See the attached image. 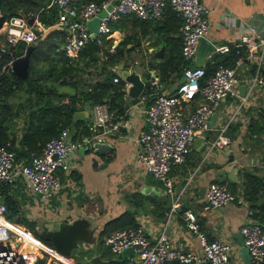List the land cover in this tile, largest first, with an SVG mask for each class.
I'll list each match as a JSON object with an SVG mask.
<instances>
[{
  "label": "crops",
  "instance_id": "obj_1",
  "mask_svg": "<svg viewBox=\"0 0 264 264\" xmlns=\"http://www.w3.org/2000/svg\"><path fill=\"white\" fill-rule=\"evenodd\" d=\"M32 1L36 6V0ZM40 1H45L41 8L51 5V0ZM201 1L212 8L207 16L204 36L213 41L215 46L225 47L224 50L214 48L208 52L202 63L212 62L214 54L221 58L223 53L236 48L243 59L236 68L237 94L218 99L214 110L208 116L209 127L204 130L203 135L195 137L184 160L172 164L168 174L173 179V193L166 192L163 182L145 171L142 163L136 159L138 134L146 125L143 109L151 99L146 97L140 101L136 97L131 100L125 93L123 111L112 115L114 121H111L112 116L108 112L104 128L91 125V106L87 115L73 117L89 120L88 128L93 132L101 131L96 135L106 140L111 147L101 154L93 153L89 145L94 134L90 137L76 136L77 145L67 157L68 169L58 168L61 185L47 198H41L20 182L11 186V192L18 199L25 218L33 222V226L29 228L48 236L56 246L49 245L50 255L42 264H84L93 254H98L107 262L110 256L126 260L134 253L133 249L127 247L115 254L103 243L105 234L100 233L108 219L125 209L134 211L136 222L143 225L148 239L153 240L164 230L172 243L182 241L186 248L197 249L198 237L186 226L182 215L185 208H190L195 213L199 228L206 238H222L233 243L227 264H264V258L257 262L251 259L240 243L239 233L243 222L251 218L256 221L253 211L257 212L259 204L264 203V86L254 84L249 87L254 61L244 58V47L236 45L238 34L247 26H254L257 34L264 36V0ZM21 13L25 14V11ZM121 16H126L119 21L124 25L126 33L135 31L141 35L140 46L135 45L137 51L133 53L136 54L135 57L142 58L141 54L153 49L149 41L156 39V30L141 27L139 19L130 14ZM35 19L39 30L46 31L49 28L39 21L37 13ZM168 27L173 30L171 24ZM170 29L163 27V32H166L163 37L170 36ZM112 30L107 42L113 39L117 44L125 32L121 28ZM173 31L175 32L172 34L180 38L179 26ZM156 43L164 46L160 38L156 39ZM170 43L172 46V40L166 41L165 45L169 46ZM138 67L134 68L142 76L141 68L144 67ZM156 69L149 67L144 71L149 76L151 72L157 74ZM178 74V70L171 71L168 78L159 81L158 89L173 91L182 79V75ZM61 87L60 90H67ZM242 96H245L243 100ZM197 98L199 96L195 95L194 99L183 100L184 110L188 111ZM97 104L102 105L107 112L105 103ZM84 105L77 109H85ZM212 113L215 117L210 119ZM113 122L116 123L115 126L111 125ZM224 123H227L225 131L230 135V142L205 154L207 144L204 145V142H208L218 126ZM72 134L70 129V138ZM87 137L90 139L86 140ZM80 145H84L83 150L78 149ZM245 173L250 174L249 178H246ZM209 180L227 181L238 200L203 208L204 189ZM254 186L258 189L257 199L250 200L246 189L250 190ZM179 191L178 199L175 200ZM181 207L184 209L181 210ZM259 212L264 215V211ZM30 239L35 244L44 245L34 236ZM165 264L207 263H179L173 260Z\"/></svg>",
  "mask_w": 264,
  "mask_h": 264
},
{
  "label": "built area",
  "instance_id": "obj_2",
  "mask_svg": "<svg viewBox=\"0 0 264 264\" xmlns=\"http://www.w3.org/2000/svg\"><path fill=\"white\" fill-rule=\"evenodd\" d=\"M169 1L180 16V52L190 62L183 68L182 79L173 91L159 90L158 75L151 72L149 84L154 86L152 98L144 107L146 125L138 134L136 159L145 171L160 179L165 191L174 192L173 179L168 174L172 164L182 162L190 151L197 135H203L208 126V116L214 110L219 98L237 94L236 68L243 61L241 55L230 64H218L212 74L200 84L204 74L201 64L194 63L195 46L199 36L207 30V16L212 10L201 0H51L56 8L55 24L64 32L62 49L66 56L75 57L89 39L97 44L102 38L109 39L112 29L109 20H116L126 13H134L139 18H159L165 3ZM105 14L99 16L95 30L88 29L86 21L101 9ZM16 14L0 24V51L10 43L28 42L35 39L39 26L36 19L27 21V15ZM35 18V16H34ZM36 28H35V26ZM120 37V36H119ZM115 42H108V49L113 50ZM236 45L244 47V58L254 61V68L249 77V87L254 84L264 86V36L257 34L254 26H247L238 34ZM224 50V45L214 47ZM10 69V60L1 64V69ZM119 76L127 89L129 82L120 74L112 77L117 81ZM126 91V90H125ZM199 96L194 105L185 111L183 100ZM145 93L137 97L142 101ZM245 96L241 97V100ZM93 113L91 125L105 127L107 112L100 104L91 106ZM92 116V115H91ZM111 125L115 126L113 122ZM227 123L218 126L216 133L208 139L205 154L213 148L224 147L231 138L226 133ZM101 133V131H100ZM95 133V137H99ZM77 142L69 137L67 128H61L57 134L47 139L38 151L29 150L24 158H16V151L10 140L0 143V186L4 183L20 182L26 189L33 191L41 198H47L61 185L58 168L68 169L67 157L76 147ZM180 191L175 195L178 199ZM0 198V264H33L39 251L44 259L50 255L51 247L41 241L26 225L7 216V207ZM237 199L227 181L209 180L203 197V208L219 206ZM238 200V199H237ZM186 226L193 230L199 241L197 249L186 248L182 241L172 243L164 230L150 240L142 224L114 229L103 236V243L115 254L131 246L133 254L124 264H165L179 262H206L207 264H227L233 243L222 238L208 239L199 229L195 213L190 208L182 211ZM240 243L246 247L253 261L264 258V228L255 220L248 219L239 227ZM36 237L44 245L33 243L30 238Z\"/></svg>",
  "mask_w": 264,
  "mask_h": 264
},
{
  "label": "trees",
  "instance_id": "obj_3",
  "mask_svg": "<svg viewBox=\"0 0 264 264\" xmlns=\"http://www.w3.org/2000/svg\"><path fill=\"white\" fill-rule=\"evenodd\" d=\"M34 5L32 0H0V24L21 11H32ZM126 14L139 19L141 27L147 30L150 27L154 28L157 34L156 39L160 38L164 43V46H158L156 39L150 40L149 43L153 45V49L144 53L145 55L141 54L142 58H139V61L136 60V64L144 69L157 68L159 81L168 78L171 71L178 70V75H182L187 62L180 52V38L172 34L175 32L173 30L180 25L181 18L170 2L165 3L161 16L156 19L139 18L134 13ZM125 17L120 16L116 20L108 21L111 29L121 28L125 32L122 39L114 45L113 50L108 49L107 39L102 38V42L97 44L95 39L91 38L86 41L75 57H69L62 49L64 32L54 23L55 6L51 4L41 8L37 18L49 28L46 31L39 30L36 43L29 54L27 74L24 78L15 76L9 68L1 69L2 63L22 53L21 43L24 41H18L13 48L7 46L4 51H0V143L10 140L17 159L27 156L29 150L38 151L47 139L64 127L68 131L71 129L73 140L77 138L76 136L90 137L100 132L99 130L93 132L88 128L89 120L73 118V112L86 103L90 106L105 103L107 113L109 112L111 116L123 111L126 93L124 81L120 76L117 81L112 80L113 76L118 75L114 67L119 61L123 62L124 68L134 63L136 54L133 52L137 51L135 45L140 46L141 42L139 33L135 31L126 33L124 25L119 23ZM168 24H171L173 30L168 27ZM164 26L171 30L168 37H163L166 34L163 32ZM169 40H172V46L171 43L169 46L165 45V42ZM128 43L130 45H127ZM239 54L236 48H231L223 53L221 58L214 54L212 62L201 63L204 74L200 78V84L206 81L218 64H230ZM155 57L158 59L156 60ZM144 69L141 68L145 82L142 93H145L150 100L154 86L149 84L148 75ZM60 86L68 88L60 90ZM111 121H114L113 116ZM245 175L249 178L250 174L245 173ZM11 186L12 184L9 183L0 186V197L6 204L7 216L27 227H32L33 222L25 218L18 199L11 192ZM246 192L250 200L257 199L256 186L250 190L246 189ZM183 209L181 207V210ZM260 210L264 211V203L259 204L257 212L253 211L256 221H260L259 219L264 221V215L259 212ZM136 224L134 211L125 209L108 219L100 233L103 235L114 229ZM33 232L41 241L56 247L48 236L41 235L35 230ZM38 256L41 257L38 264H42L44 260L42 251L38 252L35 261ZM124 262L125 260L110 256L106 264H124Z\"/></svg>",
  "mask_w": 264,
  "mask_h": 264
},
{
  "label": "water",
  "instance_id": "obj_4",
  "mask_svg": "<svg viewBox=\"0 0 264 264\" xmlns=\"http://www.w3.org/2000/svg\"><path fill=\"white\" fill-rule=\"evenodd\" d=\"M36 2H37V5L33 7L32 14L27 15L26 17L29 23H33L35 14L38 13V11L41 9L42 6L45 5V1L36 0ZM25 12H28V11H25ZM104 14H105V9L101 8L97 12L96 15L88 19L86 21V25L88 29L95 30L97 23H98L99 16H102ZM38 32L39 30L36 29V34H38ZM35 43H36V38L28 42L21 43V46L23 48L22 53L17 54L10 59V70L14 73L15 76L20 77V78H24L26 76L27 66H28V61H29V54H30L31 49L35 45ZM14 46H15V43L9 44V48H13ZM214 47L215 45L213 41L209 40L204 35L199 36L198 41L195 46V58H194L195 62L194 63H197V64L202 63L206 57V54L210 52L211 50H213ZM115 67H116L115 69L118 70L117 71L118 74L123 76V78L129 82V85L127 86V89H126V95H128L131 98L137 97L143 91V87L145 83L143 77L140 75L139 72L135 70L133 64L124 68L123 62L119 61L115 65ZM84 108H85L83 109L84 111L81 109L75 110L73 112V117L76 118V117L85 116V114L87 115L88 110L90 111V105L86 103L84 105ZM214 117L215 115L212 113L210 115V119ZM87 139H90V138L87 137L86 140ZM205 142H204V145L206 144ZM89 147L93 153L101 154L105 150H108L111 147V145L103 138L95 137L93 135L92 139L90 140ZM83 148H84V145H80L78 149L83 150ZM256 222H258L262 227L264 226V221H256ZM129 248H132V247L129 246ZM244 248L246 249L245 246ZM106 262L107 260L100 258L98 254H93L89 256V258L84 262V264H106Z\"/></svg>",
  "mask_w": 264,
  "mask_h": 264
},
{
  "label": "rangeland",
  "instance_id": "obj_5",
  "mask_svg": "<svg viewBox=\"0 0 264 264\" xmlns=\"http://www.w3.org/2000/svg\"><path fill=\"white\" fill-rule=\"evenodd\" d=\"M134 60H137V61H139V58L135 57V58H134ZM188 60L190 61V60H192V59H191V58H189ZM137 61H136V62H134V64H133V63H130V64H133V66H134V67H138V64H136V63H137ZM138 68H140V67H138ZM67 88H68V87H66V86H64V87L62 86V87H61V89H67ZM51 197H52V196H51ZM34 234H35V233H34ZM36 239H37V238H36ZM40 261H41V257H40V256H38V259H37V260L34 262V264H38V263H40Z\"/></svg>",
  "mask_w": 264,
  "mask_h": 264
},
{
  "label": "bare ground",
  "instance_id": "obj_6",
  "mask_svg": "<svg viewBox=\"0 0 264 264\" xmlns=\"http://www.w3.org/2000/svg\"><path fill=\"white\" fill-rule=\"evenodd\" d=\"M31 240V239H30ZM32 241V240H31ZM33 242V241H32Z\"/></svg>",
  "mask_w": 264,
  "mask_h": 264
}]
</instances>
